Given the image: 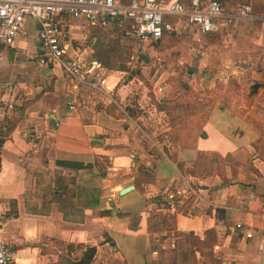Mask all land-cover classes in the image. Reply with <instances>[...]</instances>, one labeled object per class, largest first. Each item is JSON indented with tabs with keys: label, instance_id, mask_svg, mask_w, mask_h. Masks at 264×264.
Masks as SVG:
<instances>
[{
	"label": "crops",
	"instance_id": "obj_1",
	"mask_svg": "<svg viewBox=\"0 0 264 264\" xmlns=\"http://www.w3.org/2000/svg\"><path fill=\"white\" fill-rule=\"evenodd\" d=\"M220 1L264 18V0ZM255 18L208 35L169 18L173 31L158 42L69 20L66 56L93 67L110 97L58 64L40 66L33 21L28 38L0 47V241L14 264H164L175 233L204 242L209 232V264H264V20ZM90 182L98 203L78 207L77 185ZM189 189L199 198L169 211Z\"/></svg>",
	"mask_w": 264,
	"mask_h": 264
},
{
	"label": "built area",
	"instance_id": "obj_2",
	"mask_svg": "<svg viewBox=\"0 0 264 264\" xmlns=\"http://www.w3.org/2000/svg\"><path fill=\"white\" fill-rule=\"evenodd\" d=\"M169 18L182 19L208 35L255 17L249 5L226 10L220 0H188L187 4L181 0H128L126 3L120 0H0V47H11L28 38L31 34L28 22L33 21L37 26L40 66L58 64L72 80L85 84L101 96L110 97L111 90L105 80L93 75V67L85 68L79 59L66 56L71 35L69 20L82 19L92 27L116 29L138 42H158L164 34L173 31ZM68 110L73 111L75 107L69 105ZM27 137L32 145L40 141L36 132H30ZM189 196L199 198L189 189L170 202L168 210L175 211ZM237 229L244 232L242 224H238ZM245 236L252 237L250 233ZM0 264H14L12 251L3 241H0Z\"/></svg>",
	"mask_w": 264,
	"mask_h": 264
},
{
	"label": "trees",
	"instance_id": "obj_3",
	"mask_svg": "<svg viewBox=\"0 0 264 264\" xmlns=\"http://www.w3.org/2000/svg\"><path fill=\"white\" fill-rule=\"evenodd\" d=\"M13 127L7 131H11ZM6 135H1V139H5ZM77 176L80 174L90 175L94 178L96 175L93 172L92 166L82 167L75 165ZM100 191L95 189L94 185L90 184L77 185L75 200L78 207L84 209H92L94 203H98ZM172 219H169V223ZM177 239L175 253L160 251V258L164 264H197L195 254L199 253L203 264L213 262L212 248L216 242L214 232H209L204 242L199 241L192 234L175 233Z\"/></svg>",
	"mask_w": 264,
	"mask_h": 264
},
{
	"label": "rangeland",
	"instance_id": "obj_4",
	"mask_svg": "<svg viewBox=\"0 0 264 264\" xmlns=\"http://www.w3.org/2000/svg\"><path fill=\"white\" fill-rule=\"evenodd\" d=\"M191 61V60H190ZM194 63H195V61H194ZM181 68H183V71H182V74H187V75H189V76H191L192 74H195V72H197L196 70H195V65H193V64H186V65H182L181 66ZM176 73H178V72H176ZM152 75H154L153 76V80L154 81H157L158 79V76H159V74L158 75H156V74H153L152 73ZM166 78L167 77H163V79L162 80H166ZM220 82L222 81V80H219Z\"/></svg>",
	"mask_w": 264,
	"mask_h": 264
},
{
	"label": "water",
	"instance_id": "obj_5",
	"mask_svg": "<svg viewBox=\"0 0 264 264\" xmlns=\"http://www.w3.org/2000/svg\"><path fill=\"white\" fill-rule=\"evenodd\" d=\"M128 191H129V189L125 190L123 193H126V192H128Z\"/></svg>",
	"mask_w": 264,
	"mask_h": 264
}]
</instances>
